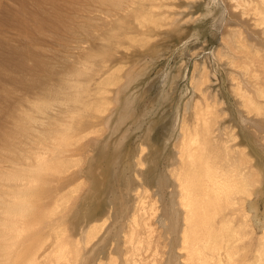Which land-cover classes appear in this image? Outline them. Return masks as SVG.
<instances>
[{
    "label": "rangeland",
    "instance_id": "obj_1",
    "mask_svg": "<svg viewBox=\"0 0 264 264\" xmlns=\"http://www.w3.org/2000/svg\"><path fill=\"white\" fill-rule=\"evenodd\" d=\"M114 1H121L123 8L118 10ZM234 5L235 0H0V204L13 198L23 204L12 202L22 217L13 206L9 209L11 203L7 216L12 218L5 215L6 221H0L2 228L12 219L19 221L13 224L20 226V236L9 240L12 244L8 241L7 250L21 245L9 264L29 257L25 246L30 238L36 241L33 246L46 247V258L38 264L55 263V246L67 237L71 241L72 228L96 233L89 246L97 244L101 264H264V258L257 262L264 232V97L254 94V86L264 91V23L254 21L261 13L250 9L240 15L246 6ZM240 39L259 56L248 54L246 47L238 49ZM74 68L84 72L73 76ZM66 78L81 81L88 99L81 108L63 100V112L48 89ZM237 82L262 106L261 114L241 105ZM192 127L198 144L189 159L179 144L184 133L194 132ZM180 158L185 160L179 163ZM238 164L248 175L252 197L245 198L254 201L251 207L244 193L233 190L232 198L226 192L230 188L223 190L240 170ZM187 168L195 169L194 186L201 191L222 187L221 200L202 209L206 217L199 221L206 228L214 223L218 238L225 233L226 244L214 251L197 245L200 261L197 256L187 260L193 246L182 242L181 235L190 226L180 217L179 178ZM139 169L147 173L144 178L135 175ZM12 175L18 180L12 182ZM161 179L165 184H159ZM25 187L46 195L24 198L18 191ZM111 197L126 202L125 211L114 217ZM142 200L138 210L135 206ZM88 220L93 225L89 229ZM111 223L115 231L107 235L104 228ZM103 234L107 240L102 242L98 239ZM12 257H17L14 263Z\"/></svg>",
    "mask_w": 264,
    "mask_h": 264
},
{
    "label": "bare ground",
    "instance_id": "obj_2",
    "mask_svg": "<svg viewBox=\"0 0 264 264\" xmlns=\"http://www.w3.org/2000/svg\"><path fill=\"white\" fill-rule=\"evenodd\" d=\"M254 2V1H253ZM113 4H114V6L118 9V8H123L122 6H123V3L121 2V1H114L113 2ZM234 4V3H233ZM130 5V4H129ZM128 5V6H129ZM133 5V4H132ZM235 7H239V6H241V7H244V6H246V8H242L240 11H239V13H240V15H243V14H245V13H247V11L246 10H250V9H253L252 10V12H254V14H260L261 15V18L260 19H256V20H254L255 21V24L257 23V24H260V23H264V12H263V6H264V0H255V2L253 3V4H250V0H235V5H234ZM125 7V6H124ZM119 10V9H118ZM238 12V11H237ZM257 18H258V16H257ZM148 19V18H147ZM253 21V22H254ZM258 26V25H257ZM262 31V33L264 34V27H263V29L261 30ZM239 44L240 45H237V46H239L238 47V49H240V48H247V50H248V54H251L252 56H259L256 52H254L252 49H251V47L250 46H248L246 43H245V41L243 42L242 41V39H240L239 41ZM236 43V42H235ZM234 43V44H235ZM245 48V49H246ZM242 50H244V49H242ZM111 54V53H110ZM263 55V54H262ZM230 59V58H229ZM232 59V58H231ZM231 61V63H235V61H233V60H230ZM243 70H244V73L245 74H247V72H248V68H247V66H243V67H241ZM84 71H82V70H80V69H78V68H74L73 70H72V72H71V75H73V76H77V75H79L80 73H83ZM90 72H88V74H89ZM87 73H85V75H86ZM80 76V75H79ZM76 80V79H75ZM74 80V78H72V79H70V78H66V79H62V81H60V83L59 84H57V85H55V86H52L51 88H49L48 90H49V96H50V98L52 99V100H54V102L56 101L58 104L57 105H59L60 106V109H62V111H63V109L65 108L64 106H61L62 104V101L63 100H65V101H67V102H72L74 105H77L78 104V106L77 107H79V104H83V102H86L85 100H86V98L88 99V95H86L85 93H84V90L82 91V88L84 89V87H82L81 86V84H79V82H81V81H78L77 80V82ZM85 83V82H84ZM86 84V83H85ZM240 85H241V83H239ZM85 88H86V85H85ZM235 90H236V92L238 93V95H239V97L241 98V100H242V104L241 105H243L244 107H246L247 109H248V112L249 111H254V112H256L257 114H261L262 112H263V110H262V106L260 107L259 105H258V103H257V101L255 100V98H254V96L253 95H251V94H249L250 92H247L246 90H244V88H243V86H239L238 85V82H237V84H236V86H235V88H234ZM87 90V89H86ZM254 91H255V93L254 94H256L257 96H262V97H264V91H263V89H261V88H259V87H255L254 86ZM253 92V91H252ZM87 93V92H86ZM65 96V97H64ZM256 97V96H255ZM45 100V99H44ZM45 101H47V98H46V100ZM53 102V101H52ZM87 105H89L88 104V102L86 103ZM63 105H64V103H63ZM86 105V106H87ZM54 106V105H53ZM80 106H82V105H80ZM84 106V105H83ZM82 106V107H83ZM207 106H210V105H207ZM206 107V106H205ZM205 107H204V110H205ZM53 108V107H52ZM67 108V107H66ZM79 108H81V107H79ZM210 108V107H209ZM208 108V109H209ZM77 110H78V108H76ZM207 109V110H208ZM46 110V109H45ZM70 110H72V109H70ZM202 110V109H201ZM204 110H202V111H204ZM211 109H209V111H210ZM59 111V110H58ZM61 111V110H60ZM61 111V112H62ZM64 112V111H63ZM212 112V111H211ZM204 112H202V114H203ZM208 113H210V112H208ZM16 114V113H15ZM51 115V114H50ZM54 115V114H53ZM53 115H51L50 116V118H54V116ZM200 115H201V112L198 114V119L200 120ZM206 115V114H205ZM208 115H210V114H208ZM212 115V114H211ZM56 117V116H55ZM24 118V117H23ZM58 118V117H57ZM207 118V117H206ZM205 118V120H207ZM55 119V118H54ZM44 120V119H43ZM201 120H202V118H201ZM77 121V120H76ZM75 121V122H76ZM84 123H85V121H83ZM82 122V120H81V123L82 124H84ZM204 122V121H203ZM209 122V121H208ZM78 123V122H77ZM79 124V123H78ZM77 124V125H78ZM207 125V124H206ZM190 128V127H189ZM193 128V131L194 132H192V131H190L189 133H184V138H183V140H182V142H181V144H179L180 145V148H181V151H182V153H184V154H186L185 156H187L188 158L190 157V158H192L195 154H196V149L194 148V146H196V144H198V138L196 137V135H195V127H192ZM191 128V129H192ZM200 129V128H199ZM33 130V129H32ZM189 130V129H188ZM186 132V131H185ZM210 132V131H209ZM29 134V133H28ZM42 134V133H41ZM27 135V134H26ZM25 135V136H26ZM199 136V135H198ZM28 137V136H27ZM30 138V137H29ZM35 138V137H34ZM232 139V138H231ZM185 145H187V146H185ZM227 145V144H226ZM231 148V147H230ZM105 149V148H104ZM181 156V155H180ZM179 158V157H178ZM189 158V159H190ZM195 158V157H194ZM197 158V157H196ZM195 158V159H196ZM180 161H178L179 163L182 161V160H185V159H179ZM202 160V159H201ZM193 161H194V159H193ZM197 161V160H196ZM195 161V162H196ZM195 162H194V164H192L191 162H190V165L192 164V165H195ZM189 163V162H188ZM209 163V162H208ZM200 164V163H199ZM189 165V166H190ZM188 166V165H187ZM238 167H239V164L237 165ZM241 166V165H240ZM193 167V166H192ZM232 167V166H231ZM237 167V168H238ZM234 168V167H233ZM240 168V170L239 171H237L236 172V176H234V177H230V179L229 178H227V179H229L230 180V185L229 186H227V187H224V189L223 190H226V189H229L228 191L226 190V192H228L229 193V191L230 192H232L233 190L234 191H236V193H240V194H243L244 193V198H245V194L247 195V197L246 198H248L249 200H250V197H252L250 194V192L248 191V190H250V189H248V185L247 184H249V182L248 181H246V176H248V175H246L245 176V170L243 171L242 170V168L241 167H239ZM201 168H199V170H200ZM213 169V168H212ZM218 169V168H217ZM246 169V168H245ZM205 170H207V172L209 171V168L208 169H205ZM194 171H195V169H193V168H191L190 169V171H189V169L187 168V169H185V175L183 176V177H181V178H179V181H180V183H179V186H180V189H181V193H180V196H181V202H180V204L182 205V207L184 208V210H182V213H180V217L182 216V219L185 221H187V222H189L190 223V226L188 227V225H186L181 231H182V242H184L185 244H191L192 246H193V249H190V252H189V256H188V258H187V260L189 259L190 261L193 259V256H197V259L199 258V255L201 254V251L199 250V248L197 247V245H203V246H206V247H208L210 250H212V251H214V250H218V249H220V245L221 244H224L225 243V238H224V235H225V233L223 234V233H220L221 235L219 236V238L217 237L218 236V234H217V232H216V230H215V227H214V223H212V222H210L211 224L208 226L207 224H206V226H208L206 229L201 225L202 223H200V219L201 218H205L206 217V214H204L205 212L204 211H202V209H208L209 207L208 206H210V205H212V204H214V201H220L221 200V191H220V189L222 188H220L219 187V185H221V184H218V186L216 185L218 182V180H216L215 182H217L216 184H214L213 182H211V183H213L214 185H216L215 187H212V188H210V186L208 187V188H210V189H206L207 188V186H205V190L203 189L202 191H201V189H200V187L199 188H197V187H195L194 186V183L196 182V179H197V177H196V179H194V176H196L195 175V173H194ZM212 171V170H211ZM230 171V170H229ZM236 171V170H235ZM187 172H188V174H187ZM197 172V171H196ZM200 172H201V170H200ZM203 172V171H202ZM215 172V171H214ZM225 172H226V170H225ZM224 172V173H225ZM232 172V171H231ZM245 172V173H244ZM136 173L137 174H135V175H137V177L139 176V178L140 177H143L144 178V175L146 176V174L147 173H144V171H140V169L139 170H136ZM166 173V172H165ZM198 173V172H197ZM209 173V172H208ZM212 172H210V174H211ZM217 174L219 173V172H216ZM215 173V174H216ZM247 173H248V171H247ZM14 174V173H13ZM170 174V173H169ZM194 174V175H193ZM17 175V174H16ZM16 175H12V176H10V178H12V182H14V181H17L18 180V178L16 177ZM53 175V174H52ZM67 175V174H66ZM134 175V176H135ZM161 175V174H160ZM163 175V174H162ZM179 175V174H178ZM177 175V176H178ZM187 175H189V177L187 176ZM206 175H207V173H206ZM227 175V174H226ZM232 175V174H231ZM20 176V175H19ZM61 176V175H60ZM159 176V175H158ZM104 177V176H103ZM162 177V176H161ZM210 177H211V175H210ZM210 177H208V178H210ZM212 177H214V176H212ZM219 177V176H218ZM220 177H222V175H220ZM227 177V176H226ZM229 177V176H228ZM22 178V177H21ZM20 178V179H21ZM58 178H60V177H58ZM134 178V177H133ZM246 178V179H245ZM4 179L6 180L7 179V177L5 176L4 177ZM9 179V178H8ZM7 179V180H8ZM45 179V178H44ZM48 179V178H47ZM136 178H134V180H135ZM167 179V178H166ZM217 179V178H216ZM218 179H220V178H218ZM223 179H225L224 177H223ZM222 179V180H223ZM226 179V180H227ZM10 180V179H9ZM8 180V181H9ZM51 180V179H50ZM49 180V181H50ZM68 180V179H67ZM138 179H136L135 181H137ZM202 180V179H201ZM211 180V179H210ZM225 180V181H226ZM21 181V180H20ZM122 181V180H121ZM145 181V180H144ZM203 181V180H202ZM205 181V180H204ZM209 181V180H208ZM214 181V180H213ZM228 181V180H227ZM7 182V181H6ZM22 182V181H21ZM158 182H159V184H161V185H163V184H165L164 183V181H163V179H161L160 181L158 180ZM157 182V183H158ZM220 182H222L221 181V179H220ZM248 182V183H247ZM9 183V182H8ZM16 183H18V182H16ZM23 183V182H22ZM126 183V182H125ZM137 183V182H136ZM201 183V182H200ZM203 183V182H202ZM223 183H225V182H223ZM222 183V184H223ZM24 184V183H23ZM57 184H58V182H57ZM117 184V183H116ZM199 184V183H198ZM204 184V183H203ZM207 184H209V183H206V185ZM226 184H228V183H225V185ZM15 185H18V184H15ZM15 185H14V187H15ZM22 185V184H21ZM139 185V184H138ZM167 185H169V184H167ZM196 185V184H195ZM201 185V184H200ZM199 185V186H200ZM210 185H212V184H210ZM9 186V185H8ZM10 186H13V184L11 185V183H10ZM24 186V185H23ZM62 186V185H61ZM223 186V185H222ZM5 187V186H4ZM18 187H19V185H18ZM18 187H16V188H18ZM52 187V186H51ZM55 187V186H54ZM126 187H128V186H126ZM15 188V189H16ZM21 188V187H20ZM27 187H25V190L24 189H21V191H18L17 189H16V193H17V191L19 192V193H22L21 195H24L25 197L24 198H31L32 200H34V198H36V196L38 195L39 197L40 196H42L43 197V195L45 196L46 195V193H44L43 191H41V189H40V191H35L33 188L31 189H26ZM220 188V189H219ZM252 188V187H251ZM1 189H3V187L1 188ZM6 189V188H5ZM10 189V188H9ZM37 189V188H36ZM38 189V190H39ZM48 189H51V188H48ZM47 189V190H48ZM116 189V188H115ZM131 189V188H130ZM217 189H219V192H218V190ZM232 189V190H231ZM8 190V189H7ZM14 190V189H13ZM43 190H44V188H43ZM47 190H44V191H47ZM55 190V189H54ZM222 190V189H221ZM233 191V192H234ZM64 192V191H63ZM141 192V191H140ZM139 192V193H140ZM225 192V191H224ZM233 192L231 193V196L230 197H232V195H233ZM60 193V192H59ZM111 193V192H110ZM142 193V192H141ZM227 193V194H228ZM258 193V192H257ZM54 194V193H53ZM56 194V193H55ZM113 194V193H112ZM235 194V193H234ZM254 194V193H253ZM1 195V194H0ZM8 195V194H7ZM11 195V194H10ZM13 195V194H12ZM18 196H19V194H17ZM170 195V194H169ZM177 195V194H176ZM224 195V194H223ZM236 195V194H235ZM250 195V196H249ZM139 195H137V198H138V200L140 199L139 197H138ZM226 198L228 197V196H226V195H224ZM240 196L241 195H239V199H243V197H241L240 198ZM15 197V196H14ZM21 197V196H20ZM19 197V198H20ZM38 197V198H39ZM48 197V196H47ZM174 197V196H173ZM236 197H238V195H236ZM4 198V201H5V199L7 198H5V197H3ZM9 198H11V197H9ZM18 198V199H19ZM52 198V197H51ZM121 198H123L122 196H121ZM121 198H120V200H121ZM135 198V197H134ZM232 198H235L234 197V195H233V197ZM231 198V199H232ZM245 198V199H246ZM21 199V198H20ZM44 199V198H43ZM45 199H47V198H45ZM117 198H112L111 197V200L109 201L110 202V205L112 204V206L109 208V209H111V210H109L108 209V211H111V213L110 214H113V217H114V214H116V213H118L119 212V210H121V211H125V209H126V202L124 203H121V202H119L121 205H119V203L117 202V200H116ZM230 199V198H229ZM237 199V198H236ZM241 199V200H242ZM244 199V200H245ZM248 199H246V201H245V203H248L249 205H250V207L251 206H253V202L254 201H249ZM1 200V199H0ZM8 200V199H7ZM6 200V201H7ZM112 200H114V201H112ZM119 199H118V201H120ZM234 200V199H233ZM2 201V200H1ZM10 200H8L7 202H9ZM19 202H20V200H18ZM22 201H24L25 202V200H21V202ZM37 201V200H36ZM35 201V202H36ZM134 201H136V198H135V200ZM226 201H227V199H226ZM236 201H239V200H236ZM12 202H14L15 203V201H14V198L12 199ZM11 201H10V203H3V202H1V204H0V221H6V219H4L3 220V217L5 218V215H6V218L7 217H9V216H7L8 215V213H9V215H11V211L9 212L8 211V206L7 205H9V204H11L12 203ZM17 202V201H16ZM28 202V201H27ZM213 202V203H212ZM244 202V201H243ZM243 202H242V204H243ZM29 203V202H28ZM136 202H134V206L136 205L135 204ZM138 203L139 204H137L138 206H135L138 210H140V206L141 205H143V200H142V204H141V201H138ZM230 203H232V201L230 200ZM235 203V202H234ZM239 203H240V201H239ZM16 204V203H15ZM15 204H13L12 203V205H9V209H10V207L11 206H13V208H14V205ZM20 204V203H19ZM18 203L16 204L17 206L19 205ZM45 204V203H44ZM132 204H133V199H132ZM163 204V203H162ZM226 204V203H225ZM224 204V205H225ZM248 204L246 205V206H248ZM16 205H15V207H16ZM20 205H23L22 203L20 204ZM35 205V204H34ZM40 205V204H39ZM216 205V204H215ZM218 205V204H217ZM221 205V204H220ZM229 205V204H228ZM133 206V207H134ZM168 206V204L165 206V207H167ZM22 207V206H21ZM24 207V206H23ZM37 207V206H36ZM143 207V206H142ZM141 207V208H142ZM178 207H179V205H178ZM212 207H213V205H212ZM211 207V208H212ZM218 207H220V206H218ZM241 207H242V205H241ZM250 207H248L247 209H246V211L248 212V209H250ZM13 208H12V211H13ZM31 208V207H30ZM42 208H43V206H42ZM143 208H145V207H143ZM167 208H169V207H167ZM243 208H244V205H243ZM242 208V209H243ZM19 209H20V207H19ZM27 209V208H26ZM45 209V208H44ZM48 209V208H47ZM131 209H132V206H131ZM130 208H129V210H131ZM133 209H135V208H133ZM137 209H136V211H137ZM245 209V208H244ZM17 209H15L14 208V211L13 212H15ZM41 210V209H40ZM115 210V211H114ZM169 210H171L170 208H169ZM210 210V209H209ZM252 210V209H251ZM8 211V212H7ZM18 211H20V210H18ZM18 211H16L17 212V214H18ZM26 211V210H25ZM127 211V210H126ZM142 211H144V209L142 210ZM165 211H167V209L165 210ZM212 211V210H211ZM214 211V210H213ZM244 211V210H243ZM15 212V213H16ZM30 212V211H29ZM31 212H33L32 210H31ZM44 212V211H43ZM113 212V213H112ZM129 212V211H128ZM132 212V211H131ZM135 212V211H134ZM138 212V211H137ZM178 212H179V210H178ZM223 212V211H222ZM214 213V212H213ZM233 213V212H232ZM246 213V212H245ZM13 214V213H12ZM27 214V213H26ZM26 214H24L25 215V217H28V216H26ZM37 214V213H36ZM36 214H35V216H36ZM132 214V213H131ZM173 214H175L176 215V217H177V215H179L177 212H174L173 211ZM14 215V214H13ZM12 215V216H13ZM16 215V214H15ZM19 215H21V213L20 214H18V216ZM23 215V214H22ZM24 215H23V217H24ZM28 215H30V214H28ZM32 215H34V213L32 214ZM119 215V214H118ZM128 215V214H127ZM137 215H139L138 213H137ZM145 215V214H144ZM164 216H165V214H163ZM174 215V216H175ZM232 215V214H231ZM230 215V216H231ZM42 216V215H41ZM48 216V215H47ZM112 216V215H111ZM162 216V215H161ZM160 216V217H161ZM164 216H162V217H164ZM167 216H170L171 217V213H170V215H167ZM215 216V215H214ZM229 216V217H230ZM14 217V216H13ZM19 217H22V216H19ZM19 217H17L16 218V216H15V218L16 219H19ZM109 217V215L107 216V218ZM133 217H135L134 216V214H133ZM132 217V218H133ZM213 217V216H212ZM10 219L12 218L11 216L9 217ZM8 218V219H9ZM105 218H106V216H105ZM106 218V219H107ZM129 218V217H128ZM223 218H224V216H223ZM233 218V217H232ZM23 219H26V218H23ZM29 219V218H28ZM28 219H26V220H28ZM33 219V218H32ZM32 219H30L29 221H32ZM104 219V218H103ZM117 218H113L112 220H116ZM130 219V218H129ZM136 219V218H135ZM135 219H133L134 221H135ZM143 219H144V217H143ZM152 219V218H151ZM164 219V218H163ZM163 219H157V220H162V222H163ZM207 219V218H206ZM231 219V218H230ZM13 221H10V224L9 223H5L6 225L7 224H9L10 226H8L7 225V227H5V228H2V227H4V225L2 226V224L0 225V264H9V262L11 261H8L9 259V257L10 256H12V255H14L15 253H17L19 250H17V252H16V249H17V246H18V244L16 245V248H15V250H14V247H13V245H12V248H13V250H11V249H9V250H7L8 249V246L10 247L11 246V242L9 241V240H11V239H13L14 237H17V235H18V231H20L19 230V225H17V224H13V222H15L16 220H14V219H12ZM22 220V219H21ZM25 220V221H26ZM105 220V219H104ZM103 220V221H104ZM121 220H124L123 218L121 219ZM145 220V219H144ZM173 220V219H172ZM232 220V219H231ZM9 221V220H8ZM18 221V220H17ZM17 221H16V223H17ZM24 220H22V226H23V228H24V226H26V225H23V224H25V222H23ZM89 221V222H88ZM87 222V224H88V229H89V227L90 226H92L93 227V225L92 224H90L91 222V220H88ZM101 221V220H100ZM99 221V222H100ZM103 221H101V225H102V223H103ZM126 221V220H125ZM137 221V220H136ZM146 221H147V219H146ZM145 221V222H146ZM174 221V220H173ZM172 221V222H173ZM176 221H178L177 219H176ZM209 221H212L211 219L209 220ZM214 221V220H213ZM233 221V220H232ZM232 221H230V222H232ZM12 222V223H11ZM19 222V221H18ZM98 222V221H97ZM98 222V223H99ZM105 222V221H104ZM112 222V221H111ZM116 222H117V220H116ZM152 222V221H151ZM180 222V221H179ZM203 222V221H202ZM230 222H229V224H230ZM27 223H29V222H27ZM26 223V224H27ZM39 223V222H38ZM121 223V222H120ZM122 223H123V221H122ZM144 223V222H143ZM161 223V222H160ZM165 223V222H164ZM169 223V222H168ZM171 223V222H170ZM223 223V222H222ZM228 223V222H227ZM18 224H20V223H18ZM20 224V225H21ZM41 224V223H40ZM94 224V223H93ZM107 224V223H106ZM110 224V223H109ZM129 224V223H128ZM134 224H136V223H134ZM173 224V223H172ZM174 224H176V222H174ZM178 224V223H177ZM184 224V223H183ZM225 222H224V226H225ZM229 224H226V225H229ZM144 225H145V223H144ZM147 225V224H146ZM159 225H161V224H159ZM168 225V224H167ZM171 225V224H170ZM169 225V226H170ZM185 225V224H184ZM22 226H21V228H22ZM81 226H83V225H81ZM85 226H87L86 224H85ZM96 226H99V225H96ZM103 226H104V223H103ZM107 226V225H106ZM164 226V225H163ZM169 226H167L168 228H169ZM176 225H174V227H175ZM40 227V226H39ZM84 227V226H83ZM100 227V226H99ZM98 227V228H99ZM171 227V226H170ZM183 227V226H182ZM77 228V227H76ZM97 227L95 228L96 230L98 229ZM172 228V227H171ZM65 229V228H64ZM94 229V228H93ZM100 229V228H99ZM105 229V233H107V235L108 234H110L111 235V233L112 232H114L115 231V229H114V227H113V223H111V225H109V226H107L106 228H104ZM176 229H177V227H176ZM262 229H264V225H262ZM67 230H69V229H67ZM89 230H91V228L89 229ZM89 230H87V228L86 229H84V228H80L78 231H76V229L75 228H72V231H71V234H70V239H71V241L69 240V237H67V239H65V240H62V241H60V242H58L57 244H56V253L58 252L59 254H58V257H57V260L55 261V263H52V264H101V263H97V261H98V252L96 251V246H97V244H95V243H93V244H91L90 246H89V244H90V240L93 238V237H95V236H92L93 234H96V233H93L92 235L91 234H89ZM102 230V229H101ZM207 230V231H206ZM231 230V229H230ZM261 230V229H260ZM92 231V230H91ZM121 231L124 233V235L126 234V232H127V228H126V226L125 225H123L122 227H121ZM167 231V230H166ZM264 230H262V232H263ZM97 232H98V230H97ZM103 232V233H104ZM226 232V231H225ZM21 233V231L19 232V234ZM92 233V232H91ZM118 233V232H117ZM121 233V232H120ZM177 233V232H176ZM236 233V232H235ZM46 234V233H45ZM100 234V233H99ZM227 234V233H226ZM229 234V233H228ZM31 235V234H30ZM50 235V234H49ZM107 235L105 236V234H103L102 236H101V238H99L98 240H102V242H103V240H107L106 238H107ZM113 235V234H112ZM123 235V236H124ZM176 235V234H175ZM18 236H20V235H18ZM23 236V235H22ZM46 236V235H45ZM81 237V238H78L79 240H76V237ZM116 236H117V234H116ZM119 236H121V235H118V237ZM132 236V235H131ZM25 237H27V236H25ZM106 237V238H105ZM122 237V236H121ZM230 237V236H229ZM27 238H29V237H27ZM112 238V237H111ZM116 238V237H115ZM120 238V237H119ZM220 238H221V241L223 242V243H221V241H220ZM260 249L257 251V262H260V261H262L263 260V258L264 257H261L263 254H264V232H263V234H261L260 235ZM108 239H110V238H108ZM118 239V238H117ZM126 239V238H125ZM174 239V238H173ZM181 239V238H180ZM203 239H205V240H203ZM232 239V238H231ZM238 239V238H237ZM19 240H21L20 239V237L18 238V240L17 241H19ZM24 240V239H23ZM25 240H26V238H25ZM29 241H30V244H27V246H25L26 244V242H29V241H26L25 243H24V246H25V248H26V253L28 254L29 253V257L28 258H26L27 257V255H26V257H25V259H22L23 261L22 262H19V259H18V261H15L14 259H17V257L19 256V254H18V256L16 257V258H14V257H12L13 258V263H14V261L17 263V262H19V263H17V264H38V263H42V262H44V257L46 256L44 253H42L43 251H45V253H47L46 252V250H44L46 247H42L41 248V245L39 244L38 245V247H35V246H33L32 244L33 243H31L32 242V240H31V238L30 239H28ZM46 240V239H45ZM68 240V241H67ZM93 240V239H92ZM95 240V239H94ZM113 240V239H112ZM11 243L10 245H8V243L9 242ZM14 241H15V239H14ZM22 241V240H21ZM35 240H33V242H34ZM70 241V242H69ZM116 241V240H115ZM204 241H210L211 243H204ZM219 241H220V243H219ZM36 242V241H35ZM35 242H34V244H35ZM45 242V241H44ZM98 242V241H97ZM108 242V241H107ZM124 242V241H123ZM14 243V242H13ZM18 243V242H17ZM19 243H21L20 241H19ZM40 243V242H39ZM106 243V242H105ZM100 244V243H99ZM219 245V247H218V245ZM226 244V243H225ZM14 245V246H15ZM21 245V244H20ZM19 245V246H20ZM43 245V244H42ZM55 245V244H54ZM102 245V244H101ZM117 245H118V248H120L119 246H121V240H117ZM170 245V244H169ZM172 245V244H171ZM18 246V247H19ZM22 246H23V244H22ZM40 246V247H39ZM44 246V245H43ZM48 247H50V246H47V249H48ZM52 247H53V245H52ZM117 247V246H116ZM224 247V246H223ZM11 248V247H10ZM43 249L42 251H39V249ZM112 248V247H111ZM184 248H186V247H184ZM191 248V247H190ZM202 248H204V247H202ZM18 249H20V248H18ZM23 249V248H22ZM40 249V250H41ZM50 249H52V248H49L48 250H50ZM121 249V248H120ZM222 249V248H221ZM226 249H227V247H226ZM54 250V249H53ZM169 250V249H168ZM24 251V250H23ZM52 251V250H51ZM114 251V250H113ZM120 251V250H119ZM235 252V251H234ZM20 253V252H19ZM23 253H25V252H23ZM51 253V252H50ZM53 253H55V252H53ZM114 253V252H113ZM121 253V252H120ZM181 253V252H180ZM206 253H207V251H206ZM49 254V253H48ZM175 254V253H174ZM210 254V253H209ZM219 254V253H218ZM55 255V254H54ZM57 255V254H56ZM168 255V254H167ZM215 255V254H214ZM220 255V254H219ZM218 255V256H219ZM15 256V255H14ZM119 256V255H118ZM217 256V257H218ZM20 257V256H19ZM21 257H22V255H21ZM24 257V256H23ZM55 257V258H56ZM184 257V256H183ZM201 257V256H200ZM209 257V256H208ZM214 257V256H213ZM12 258H10V259H12ZM46 258V257H45ZM48 258V257H47ZM114 258V257H113ZM126 258V257H125ZM204 258V257H203ZM53 259L54 258H52V261H53ZM218 259H220V258H218ZM110 260V259H109ZM172 260V259H171ZM174 260H176V259H174ZM173 260V261H174ZM199 260V259H198ZM201 260V259H200ZM199 260V261H200ZM258 260H260V261H258ZM8 261V262H7ZM48 261V260H47ZM51 261V260H50ZM100 261V260H99ZM98 261V262H99ZM119 261V260H118ZM121 261V260H120ZM49 262V261H48ZM54 262V261H53ZM101 262V261H100ZM126 262V261H125ZM11 263V262H10ZM16 263H14V264H16ZM50 263V262H49ZM111 263V262H110ZM48 264V263H47ZM105 264V263H104ZM107 264H109V262L107 263ZM119 264V263H118ZM124 264V263H123Z\"/></svg>",
    "mask_w": 264,
    "mask_h": 264
}]
</instances>
